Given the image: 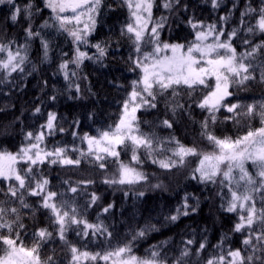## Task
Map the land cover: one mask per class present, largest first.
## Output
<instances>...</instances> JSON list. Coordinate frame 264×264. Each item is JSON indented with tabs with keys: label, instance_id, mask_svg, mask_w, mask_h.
<instances>
[{
	"label": "trees",
	"instance_id": "obj_1",
	"mask_svg": "<svg viewBox=\"0 0 264 264\" xmlns=\"http://www.w3.org/2000/svg\"><path fill=\"white\" fill-rule=\"evenodd\" d=\"M28 2L29 0H14L20 7ZM31 3L32 30L40 35L30 38L25 33L29 21L24 15L13 22L10 19L13 6L7 0L0 4V44L8 45L12 42L14 52L19 46L27 44L26 53L21 50V55L27 56L22 72L17 70L9 74V70L0 68V151L18 152L22 146L28 144L26 134H37L41 126L46 124L48 114L56 113V128L45 137L44 147L46 150L66 147L69 149L67 155L74 159L80 158L81 163L72 166L52 164L50 159L46 160L43 164L33 166L31 184L34 187L36 180L47 179V190L58 193L57 204L67 201L70 207L77 208L78 218L87 219L90 223L103 222L112 233L107 239L99 235L84 238L77 235L82 226L71 225L66 233L70 244L90 252L104 251L132 240L140 229L154 226L155 230L133 242V253L137 256L146 257L153 245L166 242L161 251L166 254L168 264H173L185 247L184 242L189 239L194 240L189 246V264H206L208 258L221 254V248L216 247L217 245H221L224 251L239 248L245 255L250 254L251 249L245 250L242 243L247 233L233 231L238 222V214L228 213L221 207L229 198L228 189H223L222 200L218 195L221 192L219 183L205 184L191 178L193 170L199 164V157H186L183 165L165 170L158 164H153L152 159H165L171 152L165 151L160 155L147 157L145 150L141 148L138 154L142 163L134 166L147 175V181L135 185H108L103 181L116 176L119 162L130 163V149H118L119 162L108 157L104 169H100L92 157L80 156V151L87 152V143L81 139L85 133L97 136L99 131L107 130L119 121L123 102L132 91V81L138 80L141 75L140 69L135 68L129 60V56L136 59L132 42L126 35H121V28L129 22L130 17L123 0H103L95 30L88 36V44L80 45V50L86 51L94 59H85L79 67L70 63L67 80L59 65L65 60H72L76 45L66 32L58 30V23L52 18L51 10L45 7L44 0H31ZM163 3L164 0H155L153 19L161 16L167 18L160 34V39L164 42L188 44L194 41L196 31L200 29H193L188 23L189 19L194 22L201 21L205 26L215 24L217 29L224 30L225 39L227 33L237 29V35L232 38L231 43L238 54L250 51V45L245 44V40L253 45L264 41V34L259 31H246L248 24H256L257 13L245 17V25H241V13L245 12L246 7L251 5L258 10L264 6L262 0H222L218 8H213L211 0H180L179 6H174L172 10L165 9ZM225 16L228 19L221 20ZM45 21L49 26L41 27ZM42 39L49 43L47 59L44 57ZM96 43L105 47L107 53L99 59L95 58L99 54L92 47ZM142 49L145 52L152 50L151 45L147 44H142ZM6 58L7 53L0 52V59ZM253 65L256 79L246 82L245 87L233 85L230 88L233 95L227 97L225 103L247 105L264 102V83L259 79L261 70L264 69V53H257ZM72 72L76 75L72 76ZM76 84L79 85V92L76 91ZM176 91V97L172 96L171 89L158 94L155 108L142 107L137 111L140 131L159 140L175 137L180 143L194 146L200 152L212 151V145L201 134V122L208 113L197 106L205 90L201 87L189 90L186 86H178ZM173 101L183 105L175 114L171 110ZM37 107L40 112L35 111ZM216 115L217 121L209 125V131L220 138H236L244 135L249 127L254 129L261 126L258 116L251 120L242 119L237 124L233 120L225 119L231 114L224 108ZM166 119L172 122L171 128L161 123ZM60 128L64 131L60 132ZM74 132L76 136H73ZM174 146V143L165 145L167 148ZM27 166L23 162L19 164L21 174ZM89 180L93 183H79ZM15 183L14 180L0 178V202L5 207L19 209L25 226L20 230L24 245L31 247L35 243L34 233L41 228H47L53 232V237L41 243V259L52 256L54 264H70L71 253L56 234L50 210L42 207V198L25 192L24 202L30 207H21L19 199L11 197L7 192L9 185ZM157 184L160 187H154ZM70 187H77V192L72 193ZM140 192L144 195L140 196ZM92 193L100 197L95 204L89 203ZM186 194L189 196V214L180 215L179 219L171 221L169 217L176 214L177 208L184 211L182 205ZM109 204L113 207L104 213L103 208ZM259 206L258 203L257 207ZM192 208H196V211L193 212ZM205 239L206 248L197 255L196 249ZM98 264L104 262L99 261Z\"/></svg>",
	"mask_w": 264,
	"mask_h": 264
},
{
	"label": "snow or ice",
	"instance_id": "obj_2",
	"mask_svg": "<svg viewBox=\"0 0 264 264\" xmlns=\"http://www.w3.org/2000/svg\"><path fill=\"white\" fill-rule=\"evenodd\" d=\"M5 2L6 0H0V4ZM221 2L222 0H211L213 8L220 7ZM7 3L13 6L11 21L16 22L23 14L29 21L25 29L26 36L29 38L39 36V32H33L30 22L33 14L31 0L23 7L16 5L14 0H7ZM123 3L127 5L130 17L129 22L121 28V35H126L132 42L136 59L133 60L132 56H129V60L135 68L140 69L141 75L138 80L132 81V91L128 99L123 102L119 121L107 130L99 131L97 136L85 133L81 139L87 143V152L80 151V156L92 157L93 162L97 163L100 169H104L108 157L115 158L119 162L118 149H130L132 153L130 163L119 162L116 176L103 181L108 185H135L147 181V175L134 166L142 163L138 154L141 148L145 150L147 157L160 155L165 151L171 152V155L165 159H152L153 164H158L165 170L183 165L186 157H199V164L193 170L191 178L205 184L219 183L221 192L218 195L222 200L224 199L223 189L225 187L228 189L229 198L221 204V207L228 213L238 214V222L234 225L233 231L246 232L242 243L245 250L251 249V253L245 255L239 248L224 251L221 245H217L216 247L221 248V254L211 256L206 264H264V102L247 105L225 103L226 98L233 95L230 91L233 85L245 87L246 82L256 79L253 75L255 71L253 61L257 53H264V41L253 45L245 40L244 43L250 45V51L238 54L231 43L232 38L237 35V29L227 33V39L222 40L221 37L225 35L222 28L217 29L215 24L205 26L201 21L194 22L189 19L188 23L193 29H204L196 31L194 41L188 44L164 42L160 39V34L167 18L161 16L159 19H153L155 0H123ZM44 4L51 10L52 18L58 23V30L66 32L76 45L72 60H65L59 65L60 71L64 73L67 80L70 63L79 67L85 59H94L86 51H81L80 45L88 44V36L95 30L96 18L103 0H44ZM179 4L180 0H164L163 7L172 10ZM252 13H257L258 19L255 25L248 24L246 31L248 33L259 31L264 34V6L257 10L248 5L245 12L241 13V25H245V17ZM227 19V16L221 17V20ZM48 26V22L45 21L41 27ZM210 37L212 42H208ZM11 43L0 44V52L7 53L6 59H0V68L9 70V74L17 70L22 72V65L27 59L26 54L21 55V50L26 53L27 44L19 46L14 52ZM41 43L44 57L47 59L49 43L43 39ZM142 44L151 45L152 50L143 51ZM92 47L99 54L95 57L96 59L107 54L106 48L100 43ZM71 75L75 76L76 73L72 72ZM259 79L264 83V69L261 70ZM178 86H186L189 90L201 87L205 90L197 106L208 113L205 120L201 122V134L212 145V151L200 152L194 146L189 147L180 143L175 137L159 140L153 135L140 131L137 111L142 107L155 108L156 96L169 89L172 90V96L176 97ZM75 88L79 92L78 84ZM173 105L171 109L173 114L178 108H183V105L175 101ZM221 108L231 114L225 117L226 120H233L239 124L242 119L251 120L258 116L261 126L254 129L249 127L244 135L236 138L217 137L209 131V125L216 123V114ZM35 111L40 112V108L37 107ZM56 120V113H49L46 124L41 126L42 129L46 128L49 134H52L56 128ZM161 123L168 128L172 127V122L167 119ZM59 131L63 132L64 129L60 128ZM44 135V131L37 134L28 132L25 137L28 144L22 146L18 152L0 151V178L16 182L9 185L7 192L11 197L19 199L23 208L30 207L24 202L25 192L42 198V207L50 210L52 226L56 234L71 253L70 264H89V262L98 264L99 261H103L104 264H168L166 254L161 251L166 242L153 245L146 257L133 254V242L137 238L145 237L149 231L155 230L154 226H146L137 231L132 240L127 243L104 251L90 252L70 244L66 233L71 225L82 226L77 235L84 238L99 235L107 239L112 236V233L103 222L90 223L87 219L78 218L77 208L70 207L67 201L57 204L58 193L47 190L49 184L47 179L36 180L35 186H32L33 166L43 164L49 158L52 164L78 166L81 163L80 158L72 159L67 155L69 149L66 147H57L53 151L43 150L40 145ZM73 136H76L75 132ZM173 143L174 147H165L166 144ZM76 150L72 149V151ZM21 162L28 165L26 169H23V174L18 168ZM249 162L254 172L249 170L247 166ZM79 183L84 185L93 182L89 180ZM154 187H160V185L157 184ZM69 190L76 193L78 189L70 187ZM139 195L143 196L144 193L140 192ZM99 199V196L92 193L89 203L95 204ZM188 199L189 196L186 194L182 205L184 211L181 212V209L177 208L176 214L169 217L171 221H176L180 215L189 214ZM258 203L259 207H257ZM112 207L113 205L109 204L102 211L107 213ZM192 211L195 212L196 208H192ZM7 217H13V219ZM24 227L19 209L5 207L3 202H0V230H2L0 231V264H54L52 256L41 259L39 254L41 243L52 238L53 232L47 228L39 229L34 233L35 243L27 247L20 236V230ZM184 243L185 247L174 259L173 264H189L187 260L191 254L189 246L194 243V240L189 239ZM206 245L205 239L199 244L196 254L199 255L204 251Z\"/></svg>",
	"mask_w": 264,
	"mask_h": 264
},
{
	"label": "rangeland",
	"instance_id": "obj_3",
	"mask_svg": "<svg viewBox=\"0 0 264 264\" xmlns=\"http://www.w3.org/2000/svg\"><path fill=\"white\" fill-rule=\"evenodd\" d=\"M154 8V7H153ZM200 30H204V29H200ZM221 39L223 40V39H225V38H223V36L221 37ZM208 42H212L211 41V37L209 38V41ZM180 44H182V43H180ZM51 113H54V112H51ZM137 114V113H136ZM40 131H44V133H45V135H44V139H43V142L41 143V145H40V147L43 149V150H46L45 149V147H44V140H45V137L49 134V132H48V130L46 129V128H41L40 130H39V132ZM38 132V133H39ZM46 151H53V150H46ZM12 153H16V152H14V151H12ZM69 157H71L70 155H68ZM72 158V157H71ZM49 159H51V158H49ZM72 159H74V158H72ZM249 166L248 167H251V162H249ZM18 168H19V164H18ZM250 171H255L252 167L250 168ZM134 254V253H133ZM136 255V254H135Z\"/></svg>",
	"mask_w": 264,
	"mask_h": 264
}]
</instances>
